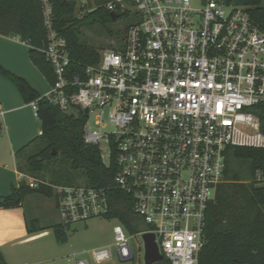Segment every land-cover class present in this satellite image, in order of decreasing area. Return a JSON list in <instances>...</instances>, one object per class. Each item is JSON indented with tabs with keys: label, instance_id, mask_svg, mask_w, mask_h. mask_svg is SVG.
I'll return each mask as SVG.
<instances>
[{
	"label": "built area",
	"instance_id": "2783aa9c",
	"mask_svg": "<svg viewBox=\"0 0 264 264\" xmlns=\"http://www.w3.org/2000/svg\"><path fill=\"white\" fill-rule=\"evenodd\" d=\"M41 3L47 43L40 50L57 77L43 96L68 114L84 112V140L99 147L105 164L114 145L115 186L133 197V210L147 225L136 234L154 233L171 264H200L207 212L224 181L227 148L264 147L256 112L264 103V20L255 15L256 5L109 0L106 8L118 14L116 20L135 15L136 21L123 25L99 62L73 68L67 38L54 27L53 3ZM86 5L79 9L87 12ZM31 103L37 113L36 101ZM19 177L31 187H53L64 230L110 213L106 188L51 185L23 172ZM113 231L114 244L93 250L94 261L110 259L113 251L123 261L134 260L125 226L119 221Z\"/></svg>",
	"mask_w": 264,
	"mask_h": 264
},
{
	"label": "trees",
	"instance_id": "16d2710c",
	"mask_svg": "<svg viewBox=\"0 0 264 264\" xmlns=\"http://www.w3.org/2000/svg\"><path fill=\"white\" fill-rule=\"evenodd\" d=\"M51 1L54 27L67 38L73 60L72 67L76 63L89 65L99 62L100 51L81 42L79 28L89 19H98L103 23L108 19L112 20L111 12L106 8L109 0H99L94 10L83 14L75 13L77 0ZM252 2L256 5L255 15L263 21L264 6L260 4V0ZM0 33L20 36L28 43L33 63L51 85L55 83L57 77L53 66L40 50L47 43L41 0H0ZM0 74L16 85L25 102L36 101L37 115L42 123V133L18 151L21 156L25 148L33 149L26 158L27 168L24 169L19 164L20 171L45 180L46 178L39 175L43 173L48 162L61 156L66 166L69 165L71 169L66 168L65 174L71 178L69 182L48 179L51 185L87 183L106 188L110 213L105 218H117L133 234L147 228L142 218L133 210V197L115 186L117 166L114 145L110 164L107 165L101 158L99 147L85 142L84 125L87 116L84 112L78 110L75 114L66 113L59 105L42 96L26 78L10 71L1 63ZM256 112L261 117L264 131V103L258 105ZM225 154L224 181L218 185L216 195L209 205L204 228L205 243L199 255L200 264H264V147L235 145L228 147ZM236 159L245 161L247 173L246 170L235 168ZM72 172H76L78 176L82 174L85 178L73 181L71 179L76 176ZM62 173L64 172L58 174ZM30 194L55 197L54 189L50 185L41 183L37 187H31L21 181L19 187H12L11 194L0 196V207L21 206ZM56 229L62 231L60 224ZM42 231L37 219L28 221L30 234ZM0 264H7L2 256ZM155 264L171 262L165 257Z\"/></svg>",
	"mask_w": 264,
	"mask_h": 264
},
{
	"label": "crops",
	"instance_id": "0c3cea01",
	"mask_svg": "<svg viewBox=\"0 0 264 264\" xmlns=\"http://www.w3.org/2000/svg\"><path fill=\"white\" fill-rule=\"evenodd\" d=\"M17 35L0 33V63L10 71L23 76L36 88L42 96L45 95L51 84L33 63L30 58V45ZM0 103L4 113L0 115V196L11 194L12 187H19L20 151L33 139L42 133V123L32 103L25 102L16 85L7 77L0 74ZM30 147L25 148L26 153ZM25 173V172H23ZM38 196V197H36ZM33 200L34 208H27L26 203ZM49 202L41 199L40 194L26 196L23 204L17 207H0V256L8 264H16L21 252H14L15 248L23 246L44 237L50 236L52 227L60 222L59 212L54 200L56 213L46 208ZM53 204V203H50ZM42 205V206H39ZM37 206L43 208L42 212ZM45 207V208H44ZM37 219L43 231L35 234L28 232V221ZM63 242H54L39 246L31 250L36 255L37 264H64V255L68 236L61 231ZM26 250L24 249V252ZM21 258V257H20Z\"/></svg>",
	"mask_w": 264,
	"mask_h": 264
},
{
	"label": "rangeland",
	"instance_id": "374dc122",
	"mask_svg": "<svg viewBox=\"0 0 264 264\" xmlns=\"http://www.w3.org/2000/svg\"><path fill=\"white\" fill-rule=\"evenodd\" d=\"M83 1H86L87 3V12L94 10L99 0H77V6H76V12L80 13L79 7L80 4L83 3ZM260 4L264 6V0H260ZM86 9L81 10L83 13ZM133 12L134 8L132 9ZM136 21L135 15H131L130 17H122L118 20H110L108 19L106 22H101L98 19H89L85 23H83L79 28V37L82 43L93 46L96 49H98L101 52L106 50L107 48H112L114 45L112 43L113 39H117L118 32L123 31V25H126L128 23ZM112 34H110V32ZM19 39V36L17 37ZM94 114L90 119H88V123L94 124ZM2 121V118L0 117V123ZM105 121L108 123L107 116L105 117ZM114 126L109 124L108 130H112ZM107 145V152L109 151L110 147L109 144ZM33 149H29L26 153H23L20 156L19 164L26 169V158L27 155H29L32 152ZM243 160H235V168L237 170H246V173L248 172V169L246 167V164ZM107 165L110 164L109 158L106 159ZM67 170L70 169L69 165L66 166L65 161L60 157H58L56 160H53L51 162L47 163V167L43 171L41 175H39L42 178H46V181H60V182H69L70 175L65 174ZM246 168V169H244ZM71 170V169H70ZM69 170V171H70ZM64 172L61 175L58 174L59 172ZM77 172V171H76ZM72 172L71 174L76 176L75 179L71 180H77L81 178H85L84 175L80 174V176L77 175V173ZM58 174V175H57ZM56 176V177H55ZM49 179V180H48ZM216 193L214 194L215 197ZM38 197V196H36ZM40 197L44 201H48V206H45L47 209H50V212L57 214V209L55 208L54 200L55 197H49L45 196L43 194H40ZM53 203V204H50ZM33 200L26 203L27 208H34L35 205H33ZM42 206V205H39ZM37 206V210L39 212H42L44 209ZM44 207V208H45ZM119 223V220L117 218H105V217H94L89 219L88 221L84 223H79L74 226H72L69 230L62 229V232L68 236V239L66 238V249L61 251V254H63L64 260L61 262L64 264H76L75 258L77 259H86L89 261L90 264H139L144 262V241L143 238L138 236L136 233H129V236L131 237V243L134 248V253L136 255L135 259L132 261H123L119 258L117 252L113 251L112 256L110 259L104 261V262H96L93 259L92 252L95 249L112 246L114 244V231L113 228L115 225ZM61 231H58L56 227H52V233L50 236L44 237L42 239L29 242L23 246L15 248L14 252H21L19 255V259H17L16 264H37L36 263V255L31 252V250H34L36 247H41L46 244H51L54 242H63L61 239L60 233ZM24 249L26 250L24 252ZM76 253V257H72V254ZM140 253V256H138ZM3 257V256H2ZM21 257V258H20ZM4 259V257H3ZM6 262V260L4 259ZM7 263V262H6ZM8 264V263H7Z\"/></svg>",
	"mask_w": 264,
	"mask_h": 264
},
{
	"label": "water",
	"instance_id": "95a60500",
	"mask_svg": "<svg viewBox=\"0 0 264 264\" xmlns=\"http://www.w3.org/2000/svg\"><path fill=\"white\" fill-rule=\"evenodd\" d=\"M111 17L113 20H116L118 18V14L111 12ZM85 113H88V109L85 110ZM54 153H56V151H54ZM142 237L144 241V263L155 264L162 261L165 256L160 251L159 245L156 241V235L149 232L144 233Z\"/></svg>",
	"mask_w": 264,
	"mask_h": 264
}]
</instances>
